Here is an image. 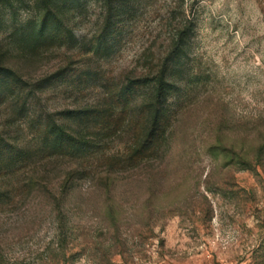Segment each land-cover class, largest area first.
<instances>
[{"label": "rangeland", "instance_id": "rangeland-1", "mask_svg": "<svg viewBox=\"0 0 264 264\" xmlns=\"http://www.w3.org/2000/svg\"><path fill=\"white\" fill-rule=\"evenodd\" d=\"M105 6L83 0L76 43L40 49L16 33L36 21L37 0H0V65L31 78L67 63L92 70L82 93L40 95L58 111L96 102L105 83L152 78L170 55L168 147L138 165L85 164L66 181V163L52 165L51 185L33 173L22 197L0 203V264H264V0H113L129 12L122 44L94 57ZM10 113L0 107V127ZM13 124L34 140L31 124ZM127 141L116 137L106 154Z\"/></svg>", "mask_w": 264, "mask_h": 264}, {"label": "trees", "instance_id": "trees-1", "mask_svg": "<svg viewBox=\"0 0 264 264\" xmlns=\"http://www.w3.org/2000/svg\"><path fill=\"white\" fill-rule=\"evenodd\" d=\"M106 1L90 47L94 57L105 58L121 46V19L129 13L122 14L112 6L113 0ZM82 3L83 0H37L36 21L16 33L29 48L49 49L76 43L74 15ZM169 59L170 55L160 61V70L152 78L127 77L105 83L104 95L96 102L82 101L58 111L40 106V95L50 86L82 93L92 70L67 63L50 74L31 78L0 65V107L11 110L0 127V203L9 200L12 204L22 197L28 187L36 184L30 181L33 173L51 185L47 170L52 165L66 163L62 178L66 181L77 173H86L85 164L92 165V170H103L104 166L138 165L160 156L168 147L173 123V112L166 104ZM16 120L32 125L36 132L34 140L25 142L14 133ZM123 135L128 137L125 152L107 155L105 146ZM19 174L23 178L21 183L8 180L10 175Z\"/></svg>", "mask_w": 264, "mask_h": 264}]
</instances>
